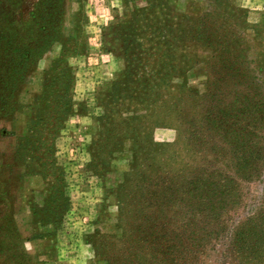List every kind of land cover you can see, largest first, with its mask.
<instances>
[{"label":"rangeland","instance_id":"1","mask_svg":"<svg viewBox=\"0 0 264 264\" xmlns=\"http://www.w3.org/2000/svg\"><path fill=\"white\" fill-rule=\"evenodd\" d=\"M44 1L0 3L17 44L0 48V264H108L99 247L113 242L114 257L123 244L130 259L163 229L185 239L180 264H214L206 254L264 215V0ZM109 133L119 146L103 162ZM151 159L170 193L154 206L164 215L122 220L128 195L132 211L140 189L158 200L132 181ZM178 247L142 251L178 264Z\"/></svg>","mask_w":264,"mask_h":264},{"label":"trees","instance_id":"2","mask_svg":"<svg viewBox=\"0 0 264 264\" xmlns=\"http://www.w3.org/2000/svg\"><path fill=\"white\" fill-rule=\"evenodd\" d=\"M39 4H44V0H37ZM226 0H214V2L218 3V5H224ZM228 1V0H227ZM0 3H3V5H8L10 7H14V8H21L22 6H24V0H0ZM232 8V7H231ZM37 7L34 8V10H36ZM38 12V11H37ZM37 12L35 13V11H33V15H36ZM0 19H4L7 22H15V19H10V16L5 14V13H1L0 15ZM215 23V22H213ZM242 23V25H240ZM211 24V23H210ZM216 24V23H215ZM16 26H6L4 28H0V35L5 34V37H0V40L2 38H4L7 42H5L4 44L2 43V45H0V48H2L3 46L6 45V47H8V45L10 44H14L17 45L16 43H13V38L14 37V33L13 30ZM42 27H43V31L48 30L47 27H45V24L42 23ZM223 27L222 26H215L212 28V32H219V30H221ZM240 33H241V38L243 40L246 39V21L241 20L239 22V27H238ZM255 30V28H254ZM257 31L258 28H256ZM206 31H208V27L205 25V22L203 21V17L202 18H197L195 20H193L192 23V28H191V34H192V38L194 39L195 43V47L198 48L199 46H201L202 40H204V36ZM256 31V32H257ZM206 42V41H205ZM209 44H207L209 46H211L212 41H209ZM224 42V41H223ZM230 43H233L234 40H229ZM43 45L41 47L45 48L46 45V40L44 41V43H42ZM1 56V53H0ZM22 56V57H21ZM17 55L15 56V59L17 60V64H22L24 63V61H26L27 57L29 56V53L27 54V51L24 52L23 55ZM239 57L241 58V55H239ZM222 60L224 61V58H222ZM9 64V62H6L4 60H2V67L6 68V66ZM227 64L224 63L220 64V66H217L218 69H222L223 67H226ZM1 68V75L2 78L6 75V71L5 74L4 70ZM14 70V67L12 68ZM18 74V70L16 71ZM24 74V73H23ZM20 75V74H19ZM21 76V75H20ZM23 76V75H22ZM21 76V77H22ZM235 79V78H234ZM236 81V79H235ZM125 112L124 109H119V114L120 117L123 116V113ZM108 114H109V110H108ZM121 119H124L123 117ZM117 122V121H115ZM118 123H122V125H125V121H118ZM110 132L115 136L114 134V128L110 129ZM109 133L108 138H107V143L106 144H102L100 146V148L97 149L96 151V155L98 158H101V161L106 162V158L110 157L111 155H113L114 150H116V147L119 146V142H116L111 139H109V137L112 136V134ZM109 154V155H108ZM159 165L153 163V159H151L150 161H147L146 165H142V169L140 170H135L134 169V175L132 176L133 179L132 181H135V185L137 186L136 183H138L140 186L145 185V183L150 187V189H160L159 192H157V199L156 202H153L154 200V193L146 190H142L140 189V193L135 195V206L136 208L134 209V211L130 210L127 207H130L129 203H130V197L128 195V198L126 197L127 203H126V210L128 209V212L126 211L125 214H123V205L121 207L122 211H120L121 216L120 219H125L127 217H133V216H138L139 218L143 219L145 222H156L157 224H159L158 218L162 217L164 215V210L162 207H154L157 205H163V203L165 202L164 199L168 198L169 196V191L165 189V187H159V181L160 180L162 183L164 181H162V173L160 174L159 171H157L156 167H158ZM168 170H171L168 169ZM154 171V172H152ZM138 178V180H137ZM142 181V182H141ZM132 185V183L130 182V186ZM121 189H123V186H120ZM147 193H150V195L147 196ZM125 191L124 194L121 193V197L123 198V196H125ZM125 206V205H124ZM161 214V215H160ZM137 229H141V231H146L147 228L145 227H140V225H137ZM159 233V230H158ZM152 232L150 233H144V235L140 236L141 238H144L143 241H145L146 246H143L142 244L138 243H133L134 246H137L136 248H141V250L139 251H132L131 253V258H129V256L127 257L126 254H124V246L123 244L120 245L119 250H120V254L119 255H115L114 257H110V250L111 249H117L114 246H111V244L113 242H109L107 247H99L98 250H100L99 255L102 256L101 259H106L108 264H110V262L112 261L111 264H113V262H115L117 260V256H119L118 258H121L122 260V264H152V257L153 258H159L160 256L156 255V254H148L146 255L144 252L146 251H142V248H144V250H147V248H149V246H153V245H158V246H162L166 249V251L169 253L170 250V246H174L175 244H179V247L177 248L178 251V256L175 259H172L173 262H178V264H180L178 258L180 259V261L185 262V260H187V257H185V255H182L184 253V250H180L182 245H185V239H181V237H176V241L174 237H168V233L165 229L162 230V236L157 237V241H153L154 239H152ZM236 239H232L230 240L229 244L227 245V247L224 249V252L216 255V251H212L209 252L208 254H206L207 257L211 258L212 256H215V261L214 264L217 262H221V264H264V215L260 214L258 217L256 218H248L247 220H245L244 222L240 223L239 228L236 230L234 236L232 238ZM101 248V249H100ZM2 249V248H1ZM103 252V253H102ZM144 253V256L141 254ZM149 253V252H147ZM104 256V257H103ZM186 258V259H185ZM232 260V261H229ZM118 261V260H117ZM187 262V261H186ZM169 263V257H164L162 258V260L159 262V264H168Z\"/></svg>","mask_w":264,"mask_h":264}]
</instances>
